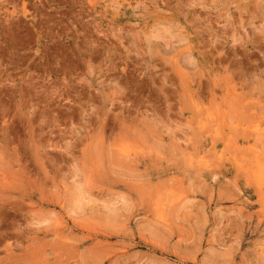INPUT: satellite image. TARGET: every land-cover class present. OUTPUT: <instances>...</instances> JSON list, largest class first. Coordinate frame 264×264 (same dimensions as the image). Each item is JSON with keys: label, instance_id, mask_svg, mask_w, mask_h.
Here are the masks:
<instances>
[{"label": "rangeland", "instance_id": "1", "mask_svg": "<svg viewBox=\"0 0 264 264\" xmlns=\"http://www.w3.org/2000/svg\"><path fill=\"white\" fill-rule=\"evenodd\" d=\"M0 264H264V0H0Z\"/></svg>", "mask_w": 264, "mask_h": 264}]
</instances>
